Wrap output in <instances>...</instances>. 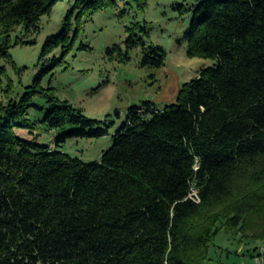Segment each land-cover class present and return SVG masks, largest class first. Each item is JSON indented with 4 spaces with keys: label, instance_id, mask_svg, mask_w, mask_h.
<instances>
[{
    "label": "trees",
    "instance_id": "obj_1",
    "mask_svg": "<svg viewBox=\"0 0 264 264\" xmlns=\"http://www.w3.org/2000/svg\"><path fill=\"white\" fill-rule=\"evenodd\" d=\"M63 1L0 0V60L15 67L11 49L34 41L13 45L10 33H38L41 18ZM148 1L125 4L145 11ZM74 2L78 28L83 15L118 5ZM194 2L187 55L216 66L184 84L161 112L150 103L129 109L99 163L57 149L68 139L109 136L115 120L88 118L41 87L73 47L67 30L45 42L42 61L60 45L63 57L18 102L0 103V264H210L219 234L259 239L253 230L264 217V0ZM126 32L127 51L142 47L141 66H164L162 48H145L147 26ZM117 52L130 59L118 45L106 50L110 59ZM4 92L11 95V83ZM37 96L50 106L39 123L28 116ZM41 126L68 131L50 149L41 145ZM192 188L199 203L187 198Z\"/></svg>",
    "mask_w": 264,
    "mask_h": 264
},
{
    "label": "rangeland",
    "instance_id": "obj_2",
    "mask_svg": "<svg viewBox=\"0 0 264 264\" xmlns=\"http://www.w3.org/2000/svg\"><path fill=\"white\" fill-rule=\"evenodd\" d=\"M74 1L58 2L49 15L41 18L38 33L26 34L22 27L10 33L13 45L17 39L34 43L19 44L11 49L15 67L0 60V69L5 68L6 71L1 77L3 86L0 103L8 105L18 102L26 89L35 84L36 78L50 67L51 61L63 57V45H60L41 60L45 42L67 30L73 47L64 56L61 67L42 76L41 87L53 89L61 102H68L88 118L115 120L109 136L68 139L57 148L73 159L92 164L99 163L102 154L113 145V135L125 121L129 109L150 103L157 111H163L165 107L176 103L184 84L196 80L203 70L213 68L217 63L187 55L188 46L184 37L190 27L194 0H149L145 11L139 10L135 4L126 6V0H118L116 8L99 11L90 18L83 15L80 28ZM69 13L72 14L71 21L65 29ZM134 24L147 26L150 30L149 37H142L146 49L160 47L165 51L163 67L141 66L142 47L126 50V30ZM5 40L6 35H2L0 29V45ZM113 45L120 46L130 59L124 61V55L118 52L110 59L106 50ZM81 46L88 49L83 50ZM9 83L12 93L8 97L4 91ZM49 109V104L43 99L34 97L28 111L29 119L39 123ZM67 131H48L41 126V145L56 148L57 138ZM256 225L253 230L259 235L256 240L241 238L239 234L221 233L216 236L215 248L213 246L210 249V264H263L264 217ZM220 249L228 251L231 256L226 258L228 252L220 253Z\"/></svg>",
    "mask_w": 264,
    "mask_h": 264
},
{
    "label": "built area",
    "instance_id": "obj_3",
    "mask_svg": "<svg viewBox=\"0 0 264 264\" xmlns=\"http://www.w3.org/2000/svg\"><path fill=\"white\" fill-rule=\"evenodd\" d=\"M187 198L190 199L194 203H199V200H200L198 191L194 188L191 189L190 194L188 195Z\"/></svg>",
    "mask_w": 264,
    "mask_h": 264
}]
</instances>
